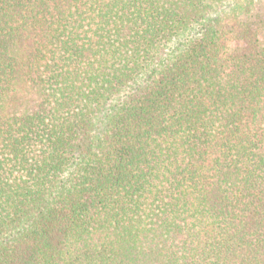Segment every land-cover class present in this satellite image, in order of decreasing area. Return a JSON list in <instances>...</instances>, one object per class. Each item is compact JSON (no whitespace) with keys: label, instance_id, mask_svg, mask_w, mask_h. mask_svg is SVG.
Returning <instances> with one entry per match:
<instances>
[{"label":"trees","instance_id":"trees-1","mask_svg":"<svg viewBox=\"0 0 264 264\" xmlns=\"http://www.w3.org/2000/svg\"><path fill=\"white\" fill-rule=\"evenodd\" d=\"M261 5L0 0V264H264Z\"/></svg>","mask_w":264,"mask_h":264},{"label":"rangeland","instance_id":"rangeland-1","mask_svg":"<svg viewBox=\"0 0 264 264\" xmlns=\"http://www.w3.org/2000/svg\"><path fill=\"white\" fill-rule=\"evenodd\" d=\"M253 29L257 32L260 41H264V6H258L250 16ZM237 47L236 49H238Z\"/></svg>","mask_w":264,"mask_h":264}]
</instances>
